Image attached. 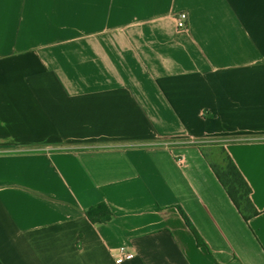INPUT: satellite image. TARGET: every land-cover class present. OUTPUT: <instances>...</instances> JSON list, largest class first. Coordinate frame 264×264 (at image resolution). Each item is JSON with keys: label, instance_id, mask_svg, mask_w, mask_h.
I'll return each instance as SVG.
<instances>
[{"label": "crops", "instance_id": "crops-1", "mask_svg": "<svg viewBox=\"0 0 264 264\" xmlns=\"http://www.w3.org/2000/svg\"><path fill=\"white\" fill-rule=\"evenodd\" d=\"M214 146L251 188L248 221ZM100 204L109 222L87 216ZM120 249L264 264V0H0V264Z\"/></svg>", "mask_w": 264, "mask_h": 264}, {"label": "trees", "instance_id": "trees-1", "mask_svg": "<svg viewBox=\"0 0 264 264\" xmlns=\"http://www.w3.org/2000/svg\"><path fill=\"white\" fill-rule=\"evenodd\" d=\"M221 151L224 155V166L220 168L217 165L210 163L208 160L209 164L217 179L227 192L230 200L233 202L243 219L248 221L250 218L258 214V211L255 209L250 199L251 188L231 157L223 148H221ZM205 156L207 157L206 154ZM87 216L94 223H106L111 220L112 213L106 205L100 204L89 209Z\"/></svg>", "mask_w": 264, "mask_h": 264}, {"label": "built area", "instance_id": "built-area-1", "mask_svg": "<svg viewBox=\"0 0 264 264\" xmlns=\"http://www.w3.org/2000/svg\"><path fill=\"white\" fill-rule=\"evenodd\" d=\"M188 21V15L186 13H181L176 18L177 27L179 29H186ZM133 258V256L125 251L124 249H120L116 256V263L122 264L125 261H129Z\"/></svg>", "mask_w": 264, "mask_h": 264}, {"label": "rangeland", "instance_id": "rangeland-1", "mask_svg": "<svg viewBox=\"0 0 264 264\" xmlns=\"http://www.w3.org/2000/svg\"><path fill=\"white\" fill-rule=\"evenodd\" d=\"M206 155L210 163L217 165L220 168L224 166V155L222 154L221 148L219 146H214L207 149Z\"/></svg>", "mask_w": 264, "mask_h": 264}]
</instances>
